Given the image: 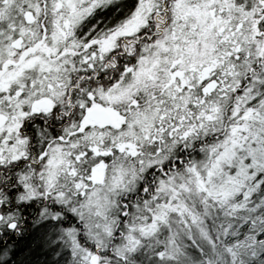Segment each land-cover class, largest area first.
<instances>
[{"label": "snow or ice", "instance_id": "6c2138e0", "mask_svg": "<svg viewBox=\"0 0 264 264\" xmlns=\"http://www.w3.org/2000/svg\"><path fill=\"white\" fill-rule=\"evenodd\" d=\"M0 264H264V0H0Z\"/></svg>", "mask_w": 264, "mask_h": 264}]
</instances>
